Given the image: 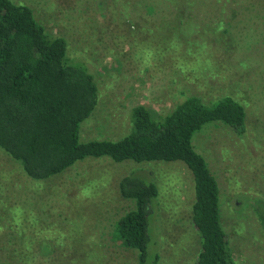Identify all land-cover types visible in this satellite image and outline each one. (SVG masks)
Wrapping results in <instances>:
<instances>
[{
  "label": "rangeland",
  "instance_id": "374dc122",
  "mask_svg": "<svg viewBox=\"0 0 264 264\" xmlns=\"http://www.w3.org/2000/svg\"><path fill=\"white\" fill-rule=\"evenodd\" d=\"M12 1L31 8L48 35L65 38L68 56L95 75L100 102L81 126L83 143L128 136L140 105L163 116L193 96L207 104L228 96L245 106L247 137L216 123L193 145L218 181L236 264H264L254 209L264 202V0ZM103 159L35 181L0 148V264H139L137 251L112 238L135 209L116 192V182L130 175L159 192L147 264H195L201 241L187 166Z\"/></svg>",
  "mask_w": 264,
  "mask_h": 264
},
{
  "label": "trees",
  "instance_id": "16d2710c",
  "mask_svg": "<svg viewBox=\"0 0 264 264\" xmlns=\"http://www.w3.org/2000/svg\"><path fill=\"white\" fill-rule=\"evenodd\" d=\"M99 102L95 75L85 62L68 56L67 40L48 35L28 6L0 0V148L35 181L50 180L89 158L117 164L183 162L195 184L192 223L201 241L195 264H236L222 224L218 181L193 139L216 123L247 137L245 106L228 96L211 104L193 96L163 116L140 105L131 111L128 136L83 143L81 126ZM119 191L135 202V209L116 223L113 241L137 251L139 264H147L151 205L158 189L130 175L121 180ZM254 209L264 229V202Z\"/></svg>",
  "mask_w": 264,
  "mask_h": 264
},
{
  "label": "crops",
  "instance_id": "0c3cea01",
  "mask_svg": "<svg viewBox=\"0 0 264 264\" xmlns=\"http://www.w3.org/2000/svg\"><path fill=\"white\" fill-rule=\"evenodd\" d=\"M103 160H108L109 162H112V161H110L109 159H103ZM113 163V162H112ZM116 165V164H115ZM125 177H121L120 179H119V181L118 182H116L117 183V186H116V189H117V193H119L120 194V191H119V184H120V182H121V180H123ZM121 196V195H120Z\"/></svg>",
  "mask_w": 264,
  "mask_h": 264
}]
</instances>
